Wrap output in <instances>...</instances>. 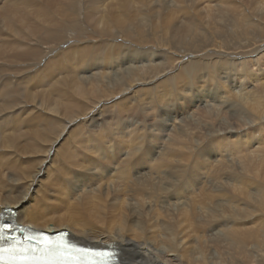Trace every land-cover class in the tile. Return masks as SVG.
Wrapping results in <instances>:
<instances>
[{
	"label": "bare ground",
	"instance_id": "obj_1",
	"mask_svg": "<svg viewBox=\"0 0 264 264\" xmlns=\"http://www.w3.org/2000/svg\"><path fill=\"white\" fill-rule=\"evenodd\" d=\"M4 3L0 215L109 244L120 264H264L263 225L260 236L245 227L264 210V0ZM68 18L73 38L59 32ZM39 63L30 82L19 74ZM64 137L73 144L60 150ZM41 184L59 192H43L48 207ZM74 197L84 219L61 213Z\"/></svg>",
	"mask_w": 264,
	"mask_h": 264
},
{
	"label": "rangeland",
	"instance_id": "obj_2",
	"mask_svg": "<svg viewBox=\"0 0 264 264\" xmlns=\"http://www.w3.org/2000/svg\"><path fill=\"white\" fill-rule=\"evenodd\" d=\"M4 1L5 0H0V6L1 5H3V3H4ZM5 4V3H4ZM57 14V11H55V13H54V15H56ZM80 19V18H79ZM82 19V18H81ZM80 19V20H81ZM83 20V19H82ZM87 27L89 28V25L87 24ZM92 29H90V31H91ZM61 34H63V35H65V36H68V37H75L76 36V34H77V32H78V30L75 28V26H74V22L73 21H71V20H69V18L67 19V21H66V24H65V26H62L61 27V29H60V31H59ZM88 42H90V41H85V42H82V43H75V44H72V45H68L67 46V48H69L70 50L69 51H73L74 52V50H77V48L78 47H80V45L81 46H83L84 44H88ZM71 46V47H70ZM76 46V47H75ZM65 48H66V45L64 46ZM73 47V48H72ZM75 47V48H74ZM60 48H62L63 49V47L62 46H60ZM144 49H147V47L145 46V47H143ZM149 49V48H148ZM147 49V50H148ZM68 53V51L66 52L65 51V54H67ZM51 54H49V55H47L46 57H45V59H43L44 61L43 62H41L43 65H44V62L46 61V60H48L49 58H51L52 57V55L50 56ZM62 56V55H61ZM64 56V55H63ZM62 56V58H64ZM59 57V56H58ZM58 57H57V59H58ZM48 58V59H47ZM61 58V59H62ZM262 61V60H261ZM264 62V61H263ZM262 62V63H263ZM41 63H39V65H36V66H34V67H37L36 68V70L34 69V70H31L30 72H25V71H23V72H21V73H19V74H23V73H25V75H27V73H28V75L25 77V80L27 81L28 80V82H30L29 81V79H30V76H32L33 74H35V73H38V70L39 69H41L42 68V64ZM147 63V62H146ZM62 64V65H61ZM72 65H74V64H72ZM61 66L62 67H64V69H67V65L65 66V62L64 61H62V62H58V66H55V67H51V68H48V69H46L45 71H44V75H45V79H41L40 78V84H41V86L42 85H44L45 83H47L48 82V80H49V78L58 70V69H62L61 68ZM258 66H256V68H257ZM31 73V74H30ZM30 75V76H29ZM36 75H38V74H36ZM36 75H34L33 77H35L34 78V80L30 83L31 84V86H33L34 84H35V82H37L38 80H39V76H36ZM37 79V80H36ZM36 80V81H35ZM205 81H206V79H205ZM204 81V82H205ZM14 84V83H13ZM251 88H248L247 89V92L250 90ZM196 95H198V94H196ZM230 95H231V93H228L227 94V98L228 97H230ZM226 98V99H227ZM230 99V98H229ZM112 106H116L115 104H111L110 105V108L109 109H111L112 108ZM160 110V109H159ZM177 122V121H176ZM178 123V122H177ZM170 124H171V121H169V122H167V126L169 127L170 126ZM80 129V128H79ZM79 129H76L75 131H74V135L76 134V132L79 130ZM171 129V128H170ZM81 132H85V129H82L81 130ZM167 133V132H166ZM165 133V134H166ZM165 138H163V140H164ZM65 140V141H64ZM71 139H69V137H67L66 139H65V137L63 138V140L61 141V143H59V145L57 146V148L58 149H63V146L62 145H60V144H64V147L66 146V145H68V144H70V145H72L73 144V141H72V143H71V141H70ZM163 140H162V143H161V145H160V147L161 148H164L165 147V145H164V142H163ZM66 141L68 142V143H66ZM70 142V143H69ZM60 146H62V148L60 147ZM68 147H69V145H68ZM254 147H256V145H254ZM59 150V151H60ZM69 150H71V149H69ZM160 153V152H159ZM158 153V154H159ZM86 157H88V156H86ZM119 157H123L122 156V152L121 151H116V155H115V158L113 159V161L114 162H116L117 161V159L119 158ZM95 158V157H94ZM92 156H91V159H94ZM231 158L229 157H227V159L226 160H230ZM51 161H52V165H53V163H55L53 166H51ZM51 161L47 164V168H50L48 171H49V173H50V175H51V177H55L57 180H59L60 181V184H62V179H63V176H61V173H60V171H62V166L64 165V163H63V161H62V166H61V162L59 161V160H57V159H55V161L53 160V159H51ZM59 162V166H58V164H57V162ZM119 163V162H118ZM49 164H50V166H49ZM216 164H217V161H216V163H213L212 164V170L215 168V166H216ZM152 165H154V161L152 162ZM53 167H55V168H53ZM58 167V168H57ZM111 167V166H110ZM110 167L109 166H106V167H104L103 168V170L106 172V174L109 172V176H114V174H112L113 173V170H111L110 169ZM57 168V169H56ZM61 168V169H60ZM111 168H113V167H111ZM54 169V170H53ZM60 171H59V170ZM114 169V168H113ZM118 169V168H117ZM53 170V172H50V171H52ZM57 170H58V172H57ZM54 171L55 172H57V175H56V173H54ZM259 171H261L263 174H264V166H261L260 167V170ZM77 172H79V173H82V174H84L85 172L84 171H81V170H77ZM114 172H116V170L114 171ZM146 172H144V174H145ZM53 174L54 175H56V176H53ZM58 175H60V176H58ZM108 176V177H109ZM156 177V176H155ZM44 178V177H43ZM259 180H260V183H262V185H264V180H261V179H256V180H254L255 181V183H258L259 182ZM104 181V182H103ZM101 183H99V185L100 186H102V185H104V183H105V180H103ZM156 182H157V180H156ZM126 185H129V182H126L125 183ZM55 186V185H54ZM43 187V188H42ZM47 187H49L48 185H46V184H44V186H42V184H41V188L38 186V188H37V191H39V192H37L38 194L40 193V194H42V196L40 197V196H38L37 195V197H36V201L38 202V201H40V202H38L39 204V206H44V207H48V206H50V205H52L49 201H45L43 198L46 196V195H44L46 192V194H49V195H51V189H53V190H55V192L56 193H59L58 192V190H56L55 188H56V186L55 187H49L50 188V190H49V188H47ZM253 187V186H252ZM47 188V189H46ZM41 189V190H40ZM43 189V190H42ZM46 189V190H45ZM93 189V188H92ZM45 191V193H43ZM48 191H50V193H48ZM53 192V191H52ZM230 194L231 195H236V194H234V193H232V191L230 192ZM44 196V197H43ZM77 197V196H76ZM41 198V199H40ZM47 198H50V196H48ZM75 198V197H74ZM196 198V196L194 195V197L193 198H191V200L192 199H195ZM51 200V199H50ZM58 202H59V204L58 205H56L57 207L60 205V203H62V202H64L61 198H57L56 199ZM70 200V199H69ZM75 201V202H74ZM77 199L75 198V199H71L68 203H69V205H70V203H72L70 206H71V208H70V206L68 205V207H69V209L66 207V208H64L62 211H61V213H64L65 211V213H71V214H73V215H76V216H78V215H81L82 216V219H84L85 218V214L87 213L86 212V210H84V208H86V207H83V208H79L80 207V205H76L77 204ZM49 204H48V203ZM65 203V205L67 204V202H64ZM29 205V203H27V206ZM73 207V208H72ZM75 208V209H74ZM67 209V210H66ZM78 212V213H77ZM75 213H77V214H75ZM54 215H55V213H54ZM57 215V214H56ZM253 218H257L258 219V221H253V218H250L249 220H248V222H250V223H248L245 227H248V228H246L248 231H251V232H254V233H256L258 236H260V226H262V228L264 227V210H262L261 212H257L256 214H254L253 216H252ZM187 224V223H186ZM51 227V226H50ZM244 227V228H245ZM191 228H193L192 226H191ZM64 229V228H63ZM60 230H62V229H60ZM187 231H188V229H187ZM189 232V231H188ZM241 232L244 234L245 233V231H244V229H243V227H242V229H241ZM191 235V234H190ZM192 237H193V234L191 235ZM262 238V237H261ZM258 241H260V240H258Z\"/></svg>",
	"mask_w": 264,
	"mask_h": 264
},
{
	"label": "snow or ice",
	"instance_id": "obj_3",
	"mask_svg": "<svg viewBox=\"0 0 264 264\" xmlns=\"http://www.w3.org/2000/svg\"><path fill=\"white\" fill-rule=\"evenodd\" d=\"M0 239H4L3 237H0ZM26 240L31 242L33 240L32 236H26ZM40 242L37 241V244ZM70 246L64 245V246H55V245H48L43 252H40L39 248H37L35 251L31 248L23 249L20 248L19 251H16V241L15 238H10V248L9 249H2L0 248V264H51V262L47 259H37V253L41 257L48 256V255H55V254H63L65 249ZM82 255L80 257V260L78 261H71L66 260L63 261V264H83L84 262V256L87 255V250H78ZM6 254L13 258H5ZM95 256L99 257H105V259L101 260H92L89 262V264H114L113 257L111 253H95L93 254Z\"/></svg>",
	"mask_w": 264,
	"mask_h": 264
}]
</instances>
